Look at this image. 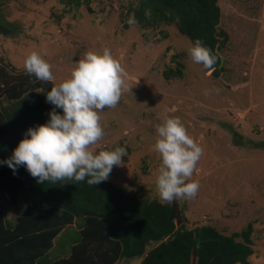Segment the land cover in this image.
I'll return each mask as SVG.
<instances>
[{"label": "rangeland", "instance_id": "rangeland-1", "mask_svg": "<svg viewBox=\"0 0 264 264\" xmlns=\"http://www.w3.org/2000/svg\"><path fill=\"white\" fill-rule=\"evenodd\" d=\"M130 1L93 0L88 12L60 0H0L6 20L20 26L17 36H0V60L25 71V57L36 50L52 65L55 84L86 51L110 48L130 89L100 113L104 136L92 148H126L122 165L113 166L106 181L169 204L157 193L160 157L153 145L156 125L166 115L178 116L203 150L192 176L199 181L197 195L175 200L185 228L208 225L228 236L250 224L253 253L247 264H264V0H218V27L228 36L218 78L191 60V44L174 26L128 23ZM175 60L182 76L165 80ZM22 210L10 208L7 219ZM76 233L75 226L63 231L48 257L66 255Z\"/></svg>", "mask_w": 264, "mask_h": 264}, {"label": "trees", "instance_id": "trees-1", "mask_svg": "<svg viewBox=\"0 0 264 264\" xmlns=\"http://www.w3.org/2000/svg\"><path fill=\"white\" fill-rule=\"evenodd\" d=\"M60 1L83 5L90 12L93 0ZM217 2L131 0L126 13L143 29L174 26L190 44L199 38L217 57L214 66L204 70L218 78L220 52L228 36L218 27ZM19 32L20 26L7 21L0 8V36L15 37ZM175 63L163 73L165 80L181 78L183 66ZM52 85L0 60V160L11 155L27 128L49 118L54 106L45 94ZM21 205L22 212L7 219L8 210ZM184 221L175 200L167 204L138 198L109 181L39 184L23 166L13 172L0 164V264H120L133 258L140 260L138 264L248 263L253 253L250 224L227 236L208 225L186 229ZM71 226L77 233L68 253L50 259L55 240Z\"/></svg>", "mask_w": 264, "mask_h": 264}, {"label": "clouds", "instance_id": "clouds-1", "mask_svg": "<svg viewBox=\"0 0 264 264\" xmlns=\"http://www.w3.org/2000/svg\"><path fill=\"white\" fill-rule=\"evenodd\" d=\"M128 23H135L134 17ZM188 52L191 60L204 69H211L217 59L199 38L191 42ZM23 67L26 74L39 81L55 79L52 65L36 50L27 54ZM125 76V69L110 48L86 51L74 62L70 74L45 94L46 101L54 106L49 118L27 128L11 155L0 164L13 172L23 166L39 184L65 179L86 180L89 185L106 181L113 166L122 165L126 148L118 145L96 151L92 146L104 136L100 113L106 107H115L122 90L130 89ZM155 131L153 150L160 157L156 176L159 198L168 203L195 198L200 185L192 176L202 147L178 116H164Z\"/></svg>", "mask_w": 264, "mask_h": 264}, {"label": "crops", "instance_id": "crops-1", "mask_svg": "<svg viewBox=\"0 0 264 264\" xmlns=\"http://www.w3.org/2000/svg\"><path fill=\"white\" fill-rule=\"evenodd\" d=\"M14 218H15V217H14ZM14 218H13V219H14Z\"/></svg>", "mask_w": 264, "mask_h": 264}]
</instances>
